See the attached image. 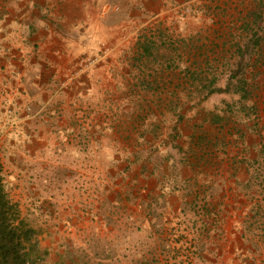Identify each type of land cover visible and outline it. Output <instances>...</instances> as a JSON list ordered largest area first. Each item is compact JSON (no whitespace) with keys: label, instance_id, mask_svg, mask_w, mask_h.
Wrapping results in <instances>:
<instances>
[{"label":"rangeland","instance_id":"374dc122","mask_svg":"<svg viewBox=\"0 0 264 264\" xmlns=\"http://www.w3.org/2000/svg\"><path fill=\"white\" fill-rule=\"evenodd\" d=\"M99 1L110 14L89 31L90 53L112 57V78L80 89V76L59 74L39 86L0 67L3 183L34 229L33 264H209L202 233L174 224V178L164 176L183 146L177 138L196 125L212 153L209 138L222 130V185H242L236 197L256 205L246 223L256 245L264 0Z\"/></svg>","mask_w":264,"mask_h":264},{"label":"crops","instance_id":"0c3cea01","mask_svg":"<svg viewBox=\"0 0 264 264\" xmlns=\"http://www.w3.org/2000/svg\"><path fill=\"white\" fill-rule=\"evenodd\" d=\"M109 14L99 0H0V67L18 78L30 73L28 76L39 78V86L52 84L51 79L60 74L66 80L80 76V89L93 88L99 74L113 75L112 57L92 54L89 32L98 26L100 15ZM57 42L62 50L40 53L32 49ZM214 124L220 128L219 123ZM186 127L189 132L182 131L177 138L182 148H174V170L164 174L174 178V224L181 227L184 221L189 230L202 233L199 240L208 250L209 255L203 257L209 264H264V235L253 231L254 245L250 240L253 233L246 227L251 215L254 220L259 216L253 210L256 205L236 197L242 185H222L219 163L226 160L218 142L222 130L209 138L213 139L209 141L212 153L204 148L208 138L202 127Z\"/></svg>","mask_w":264,"mask_h":264},{"label":"trees","instance_id":"16d2710c","mask_svg":"<svg viewBox=\"0 0 264 264\" xmlns=\"http://www.w3.org/2000/svg\"><path fill=\"white\" fill-rule=\"evenodd\" d=\"M34 229L8 197L0 162V264H33L38 257ZM36 254V255H35Z\"/></svg>","mask_w":264,"mask_h":264}]
</instances>
